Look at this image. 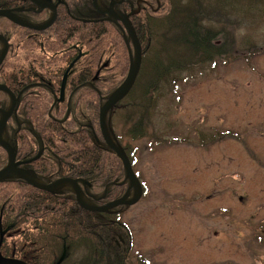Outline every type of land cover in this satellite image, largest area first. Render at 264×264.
<instances>
[{
  "label": "trees",
  "instance_id": "1",
  "mask_svg": "<svg viewBox=\"0 0 264 264\" xmlns=\"http://www.w3.org/2000/svg\"><path fill=\"white\" fill-rule=\"evenodd\" d=\"M132 1L140 10L131 22L141 42L143 57L148 49V45L144 47L145 39L148 43L156 39L159 47H154L151 59L143 62L139 78L126 98L129 104L125 132L136 141L149 135L151 112L161 86L171 73L230 54L225 29L216 30L213 26L229 22L227 5L244 1L252 4L258 0ZM26 4L28 0H0V10L24 8ZM164 12L166 15H162ZM85 13L89 14L86 11L82 14ZM31 18L35 19V15ZM67 27L59 17L49 38L39 42L37 32L0 18V35L10 45L0 67V84L6 85L18 99L16 118L7 125L6 132L14 142L18 160L29 162L33 172L43 171L45 166L54 179H81L84 197L91 204L101 206L122 198L128 188L124 167L105 144L99 126L103 104L128 73V49L122 32L111 22L103 21L84 31L76 28L71 31ZM110 33L112 38L108 41ZM171 35L176 45L173 56H169L171 63L160 64L158 60L153 63L155 53L164 60L165 42ZM112 44L115 47L108 48ZM2 52L0 45V56ZM81 52L83 56L75 62L67 80V97L71 101L57 102V95L54 100L51 92L37 84V71L43 68L46 74L43 80L60 94L63 76L73 61L68 56L76 59ZM45 54H50V58L44 57ZM47 70H52L51 76ZM117 76L121 79L114 85ZM8 102V96L0 92V109L7 110ZM122 103L116 106L114 114ZM45 151L51 152L48 159L44 158ZM6 160L7 155L0 147V168ZM34 174L44 180L43 172ZM124 210L87 211L79 206L75 194L63 186L48 193L18 179L2 183L0 218L6 233L1 255L26 264H133L131 233L121 220Z\"/></svg>",
  "mask_w": 264,
  "mask_h": 264
},
{
  "label": "rangeland",
  "instance_id": "2",
  "mask_svg": "<svg viewBox=\"0 0 264 264\" xmlns=\"http://www.w3.org/2000/svg\"><path fill=\"white\" fill-rule=\"evenodd\" d=\"M246 2H231L229 22L213 25L228 34L230 54L167 77L147 137L126 136L128 99L112 115L111 131L128 146L144 188L121 217L132 234L133 264H264V168L246 159L239 140L249 133L264 146L255 129L264 126V1ZM155 40H144L143 62L159 49ZM175 46L171 35L164 60L155 53L153 63H171Z\"/></svg>",
  "mask_w": 264,
  "mask_h": 264
},
{
  "label": "water",
  "instance_id": "3",
  "mask_svg": "<svg viewBox=\"0 0 264 264\" xmlns=\"http://www.w3.org/2000/svg\"><path fill=\"white\" fill-rule=\"evenodd\" d=\"M31 1L36 6H41L37 0H31ZM93 1H94V5L98 7L97 0H93ZM124 1L125 0H123L121 3H123ZM43 5L45 6L44 3H42V6ZM104 14L107 15L110 19H112V21L117 22L118 24L121 23L123 25L124 27L123 32H124V35L127 41L126 42L127 45H129V42L127 40V35H128L135 49V56H133L131 50H129L130 68H129V72L127 74L126 79L120 85V87L107 99L106 103L101 108L100 116H99L100 129H101L103 139L105 143L107 144V146L109 147V149L113 151L122 161L125 172H126V177L130 183L127 195H125L122 199L107 203L101 207L90 206L89 204L85 203L82 200L81 191H80L77 181H74L71 179H60L50 185H41L31 178V175L29 172L20 170L18 168V164L16 163L15 150L12 149L11 146H9L3 139V133L7 126V123L16 110L17 100H16L15 95L6 86L0 85V92L7 93L12 98V106L9 111L0 109V114L2 115L0 119V147L7 152L8 157H9L7 166L0 169V183L8 181L12 178L18 177L26 181L28 184L38 189L48 191L50 193H53L55 189L61 185L72 186L74 187V192L76 194L77 203L85 210H88L91 212H97V213L108 212V211H111L121 206H128V207L134 206L141 200L143 196L142 184L140 180L138 179V177L136 176L126 152L121 147V145L118 143L116 138L110 134L108 126H107L108 114L116 107L117 104L123 101L130 94L133 87L135 86V83L138 79V76L141 70L142 47H141L139 38L137 36V33L130 21V16L133 15V13L131 15L117 13L114 10V5L111 4L110 8L106 10ZM0 17L8 19L12 23L20 27L29 28V29H33L37 31H41V30H44L50 27L55 20V18L53 17V19L47 25L42 26V27H34V26H31L19 20L17 17L13 15V13H11V11L0 10ZM0 42L4 43V51L2 55L0 56V66H1L7 57L9 45H8V42L2 36H0ZM73 65L74 63L71 64L69 70L73 67ZM66 82H67V74L65 75L63 79V83H62L61 100H63V97H64V90H65ZM131 190H134L135 194L132 198H129V193L131 192ZM3 234L4 233L1 232L0 246L2 244ZM0 264H25V263L18 261V260L6 259L0 256Z\"/></svg>",
  "mask_w": 264,
  "mask_h": 264
},
{
  "label": "flooded vegetation",
  "instance_id": "4",
  "mask_svg": "<svg viewBox=\"0 0 264 264\" xmlns=\"http://www.w3.org/2000/svg\"><path fill=\"white\" fill-rule=\"evenodd\" d=\"M37 1L40 3L41 6H36L35 4H33V2L31 0H28V4L23 6L24 8L20 7L18 9L15 8V9H9V10L14 12V11H17L19 9H23L24 11L14 12V14L17 17H19L21 20L33 25L34 27L45 26L53 19V17L55 18L53 24L50 27H48L44 30H41V31L32 30V31H35L38 33V34H36L37 35L36 38L39 42L43 38H49L48 36H49V34H51V29L57 24L59 17H61L63 19V24L67 25L68 26L67 29H69L71 31L73 30V28H76L77 31H79V30L84 31V30H86V28L90 27L91 25L93 26L96 24H100V22L108 21V22H113L112 24H114L117 28H119L120 31L122 32V34L124 35V33L122 31V27H123L122 24H120V23L118 24L117 22L112 21V19H110L107 15H105L104 12L110 8L111 4L114 5V10L117 13L130 14L132 12H138V9L136 8V5L133 3L132 0H125L123 3H121L123 0H97L98 7H96L94 5L93 0H37ZM42 3H44L45 6L44 5L42 6ZM84 11L89 12V14H86V13L82 14ZM34 15H35V19H32L31 16H34ZM36 17L38 18L37 21H35ZM41 17H43V19H44L43 22H41ZM124 41H125V39H124ZM125 44H126V42H125ZM126 47H127V45H126ZM75 48H77V47H75ZM64 50H66V49H64ZM61 51H63V50H61ZM78 52H80V51H78ZM55 53L57 54L59 52H55ZM50 56H51L50 54L44 55V57H48V58H50ZM82 56H83V54L81 52V53H79V55L76 59H73L74 58L73 56H68V58H71L73 60L72 61V63H73L75 60L78 61ZM249 57L253 58L255 56H249ZM249 61L250 60H248V62ZM250 66L251 65H248V67H250ZM68 69H67V71H68ZM51 71L52 70H47V72L50 73V76H51ZM67 71L65 72L64 76L67 74ZM70 71L68 72L67 76L70 75ZM36 75H37L36 77H38V80H39L37 82V84H39V87L41 86L44 91L51 92L54 95V100H55V95H57L59 97L56 99L57 102L60 101L63 103V101H65V100H68L69 102L71 101V97H67V93H68L67 85L65 87V93H64L63 100H61L62 87H61L60 94L55 93L54 87H51L50 84L48 82L44 81L42 78L43 76H46L43 68H41V70L37 71ZM10 91L15 95V93L12 90H10ZM39 93H41V92H39ZM7 96H8V100H9V102H8L9 107L7 110H9L10 107L12 106V98L10 95H7ZM15 97H16V95H15ZM39 97H42V96L39 95ZM69 102H68V104H69ZM17 104H18V99H17ZM14 115H15V113L11 116L7 125H9V123L12 119L16 118V117H14ZM255 129L259 134L258 136L264 140V126L260 125V126L255 127ZM6 136H7L6 141H7L8 145L13 148L14 142L11 139L10 133H7ZM239 140L242 143L243 148L245 150L244 153H245V156H247L246 159L251 163L254 162L255 164L258 165V167L264 168V163L260 162V161H264V157L261 155L263 153L262 150L264 149V146L259 147L257 142H253V139L249 133H245L242 137H240ZM50 153L51 152H49V151H45V153H44L45 157L44 158L48 159L50 157ZM257 157L259 159H257ZM16 162L18 164V168L20 170H24L26 172H29L31 177L34 180H37L40 183H41V180L44 181L45 183L42 182L43 185L52 184L59 179H71L70 177H59V178L54 179V178H52V175H50L51 170L48 168H45V166H44L45 170H43V171L42 170H39V171L34 170V172H33L32 168L28 164L29 162L19 161L18 157H17ZM42 166L43 165H40L39 167H42ZM37 172L38 173L43 172L44 180L38 178L34 174V173L38 174ZM77 180H79L81 182V179H77ZM23 182H25V181H23ZM80 184L83 185L82 182Z\"/></svg>",
  "mask_w": 264,
  "mask_h": 264
}]
</instances>
